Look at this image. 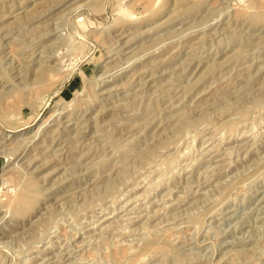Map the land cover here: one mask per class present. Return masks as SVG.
<instances>
[{"label": "rangeland", "instance_id": "obj_1", "mask_svg": "<svg viewBox=\"0 0 264 264\" xmlns=\"http://www.w3.org/2000/svg\"><path fill=\"white\" fill-rule=\"evenodd\" d=\"M262 214L264 0H0V264H264Z\"/></svg>", "mask_w": 264, "mask_h": 264}, {"label": "bare ground", "instance_id": "obj_2", "mask_svg": "<svg viewBox=\"0 0 264 264\" xmlns=\"http://www.w3.org/2000/svg\"><path fill=\"white\" fill-rule=\"evenodd\" d=\"M113 57V56H112ZM14 65V64H13ZM16 66V65H15ZM14 66V67H15ZM54 125V124H53ZM66 129H67V127H66ZM8 137V136H7ZM211 159V158H210ZM129 199V198H128ZM23 200V199H22ZM20 202V201H19ZM248 202V201H247ZM22 203V202H21ZM19 204V203H18ZM51 204V203H50ZM133 204V203H132ZM242 204V203H241ZM13 206V205H12ZM16 207V206H15ZM18 207V206H17ZM260 208V207H259ZM261 209V208H260ZM233 210V209H232ZM231 210V211H232ZM253 210L254 209H252V212H253ZM7 213V212H6ZM113 213V212H112ZM128 213V212H127ZM229 215H231V214H229ZM262 215H264V214H262ZM10 216V215H9ZM228 216V215H227ZM230 218V217H229ZM228 218V219H229ZM215 219V218H214ZM240 219V218H239ZM97 222V221H96ZM214 223V222H213ZM102 227V226H101ZM95 228V227H94ZM105 228V227H104ZM231 228V227H230ZM232 229V228H231ZM115 230V229H114ZM236 231V230H235ZM128 233V232H127ZM233 233V232H232ZM227 234V233H226ZM127 235V234H126ZM204 242V241H203ZM39 243V242H38ZM197 244V243H196ZM200 244V243H199ZM222 244V243H221ZM238 244V243H237ZM198 246V245H197ZM43 247V246H42ZM51 247V246H50ZM73 247V246H72ZM193 247V246H192ZM196 247V246H195ZM69 248V247H68ZM45 249V248H44ZM206 249V248H205ZM46 250V249H45ZM52 250V249H51ZM62 250V249H61ZM40 252V251H39ZM71 252V251H70ZM26 254V253H25ZM28 254V253H27ZM64 258V257H63ZM33 259V258H32ZM41 259V258H40ZM46 260V259H45ZM34 261V260H33ZM59 263V262H58Z\"/></svg>", "mask_w": 264, "mask_h": 264}]
</instances>
